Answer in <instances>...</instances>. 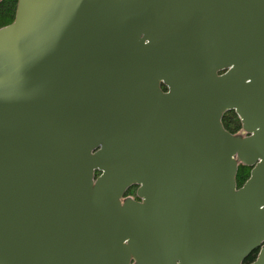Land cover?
<instances>
[{
	"label": "water",
	"instance_id": "1",
	"mask_svg": "<svg viewBox=\"0 0 264 264\" xmlns=\"http://www.w3.org/2000/svg\"><path fill=\"white\" fill-rule=\"evenodd\" d=\"M106 1L0 27V264H264V0H171L157 44Z\"/></svg>",
	"mask_w": 264,
	"mask_h": 264
},
{
	"label": "flooded vegetation",
	"instance_id": "2",
	"mask_svg": "<svg viewBox=\"0 0 264 264\" xmlns=\"http://www.w3.org/2000/svg\"><path fill=\"white\" fill-rule=\"evenodd\" d=\"M170 4L171 0H108L104 3L106 7L115 9L116 20L125 27L124 30L132 31L144 44H157L166 40V31L171 23ZM160 87L163 91L167 90L163 84ZM227 112L232 121L238 120V132L241 124L237 113L234 109ZM135 191L136 187L131 186L126 194L136 198Z\"/></svg>",
	"mask_w": 264,
	"mask_h": 264
},
{
	"label": "trees",
	"instance_id": "3",
	"mask_svg": "<svg viewBox=\"0 0 264 264\" xmlns=\"http://www.w3.org/2000/svg\"><path fill=\"white\" fill-rule=\"evenodd\" d=\"M16 8V0H0V27L7 25L13 21ZM222 124L225 129L229 132H236L239 128L238 120H233L229 117V112L225 113L222 116ZM250 168L244 165H239L236 173V184L240 186L249 175ZM255 256V253H252L247 261H251Z\"/></svg>",
	"mask_w": 264,
	"mask_h": 264
}]
</instances>
